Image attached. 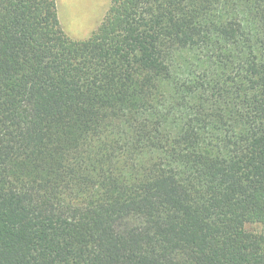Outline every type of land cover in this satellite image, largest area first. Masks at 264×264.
<instances>
[{
    "label": "trees",
    "instance_id": "obj_1",
    "mask_svg": "<svg viewBox=\"0 0 264 264\" xmlns=\"http://www.w3.org/2000/svg\"><path fill=\"white\" fill-rule=\"evenodd\" d=\"M264 0H0V264H264Z\"/></svg>",
    "mask_w": 264,
    "mask_h": 264
},
{
    "label": "rangeland",
    "instance_id": "obj_2",
    "mask_svg": "<svg viewBox=\"0 0 264 264\" xmlns=\"http://www.w3.org/2000/svg\"><path fill=\"white\" fill-rule=\"evenodd\" d=\"M111 0H56L58 19L64 33L73 40L88 39L105 17ZM262 232L264 227L248 225Z\"/></svg>",
    "mask_w": 264,
    "mask_h": 264
}]
</instances>
